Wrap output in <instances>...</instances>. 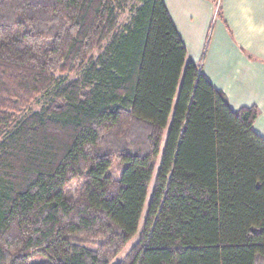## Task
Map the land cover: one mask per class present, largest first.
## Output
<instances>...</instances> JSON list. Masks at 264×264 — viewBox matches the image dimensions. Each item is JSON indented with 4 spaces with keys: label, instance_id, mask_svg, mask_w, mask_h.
<instances>
[{
    "label": "trees",
    "instance_id": "obj_1",
    "mask_svg": "<svg viewBox=\"0 0 264 264\" xmlns=\"http://www.w3.org/2000/svg\"><path fill=\"white\" fill-rule=\"evenodd\" d=\"M136 3L0 0V264H110L143 214L116 264H264L258 111Z\"/></svg>",
    "mask_w": 264,
    "mask_h": 264
},
{
    "label": "crops",
    "instance_id": "obj_2",
    "mask_svg": "<svg viewBox=\"0 0 264 264\" xmlns=\"http://www.w3.org/2000/svg\"><path fill=\"white\" fill-rule=\"evenodd\" d=\"M163 2L180 35L188 58L193 52L189 51V41L193 48L201 43L204 26L208 21H212L219 0H163ZM214 3L216 5L213 7ZM219 6L223 25L219 23L217 30L220 35L217 31L216 37L225 34L227 44L224 47L229 52L228 55L222 56L214 51L213 59L216 63L210 66V73L213 68L217 69L215 76H220V80L221 77H225L228 86L222 83V80L212 81L210 76L201 72L215 89L226 96L232 109L250 106L258 108L253 130L264 139V0H220ZM185 27L188 28V36L184 32ZM229 30L236 44L248 56L243 55L230 39L227 33ZM231 63L233 65L229 73L221 71L222 67L228 69ZM241 94L248 95L251 99H246Z\"/></svg>",
    "mask_w": 264,
    "mask_h": 264
},
{
    "label": "rangeland",
    "instance_id": "obj_3",
    "mask_svg": "<svg viewBox=\"0 0 264 264\" xmlns=\"http://www.w3.org/2000/svg\"><path fill=\"white\" fill-rule=\"evenodd\" d=\"M125 1V10L123 13H121L119 15V20H118V24L119 27H121L122 25L126 24L131 16V13L133 11L134 6L137 4L136 0H124ZM216 5V3L213 4V7ZM220 0L217 3V6L215 7L214 10V16L212 18V21H208L207 25L204 26V32H203V40L201 41L200 44H198L195 48L192 47V45L190 44V41L188 43V48L189 51H193L191 53V55L189 54L188 59L190 61H192L193 63H195L199 70L202 71L204 74L206 73L208 76H210L211 80L214 82H218L217 80H220V76H215V72L217 69L213 68L212 73H210L211 68L210 66L216 63V60L213 59V53L214 51L218 52L219 54H221L222 56H226L228 55V49H226L224 46H226V42L225 40H227L225 34H222L221 36L216 37L217 35V29L219 27V23H222L221 21V16H222V11L219 10L220 8ZM218 21V22H217ZM223 25V23H222ZM184 32L187 34L188 36V28L185 27L184 28ZM228 36L230 37V39L235 43V45L240 49V51L243 53V55H247L248 54L241 49V47H239L234 38L232 37L231 31L229 30L228 32ZM218 34L220 35L219 31ZM190 35V32H189ZM232 63L229 65L228 69L223 68L221 69V71H225L227 73H229L232 69ZM230 70V71H229ZM80 72H75V73H71V74H67V76H63L62 78H64V81H72L75 80L79 77ZM230 78V76H229ZM222 83H224L225 85L228 86V81L225 77H221ZM220 80V81H221ZM229 88V87H228ZM232 92V91H229ZM241 96H244L246 99H251L250 97H248V95H243L241 94ZM44 99L41 98V100L36 104L32 106L33 110H38L41 106L42 103H44ZM257 108V107H256ZM258 110V108H257ZM259 112V110H258ZM121 166L119 165V163L117 161H114L112 163V167L110 170V176L114 179H117L119 176V172H120ZM79 188L78 183L74 182L69 186V193L73 196L76 189ZM143 217L144 214L142 216L139 228H138V232L136 233V235L133 237V239L130 241V243L127 244V246L125 248H123V250H121V252L114 257L111 261L110 264H116L118 261H120L121 259H123V257L128 253L129 249L134 245V243L140 238L141 236V231H142V225H143ZM92 243V244H91ZM88 242L86 246H96V242ZM88 246V247H89ZM262 263V261H259Z\"/></svg>",
    "mask_w": 264,
    "mask_h": 264
}]
</instances>
